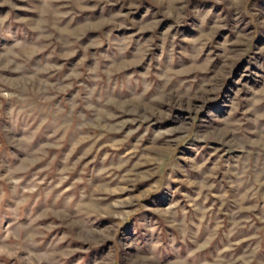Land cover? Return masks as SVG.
<instances>
[{"label": "rangeland", "instance_id": "1", "mask_svg": "<svg viewBox=\"0 0 264 264\" xmlns=\"http://www.w3.org/2000/svg\"><path fill=\"white\" fill-rule=\"evenodd\" d=\"M0 264H264V0H0Z\"/></svg>", "mask_w": 264, "mask_h": 264}]
</instances>
